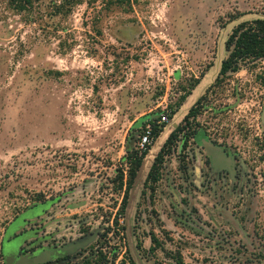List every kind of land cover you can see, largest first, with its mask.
I'll use <instances>...</instances> for the list:
<instances>
[{"label":"rangeland","instance_id":"rangeland-1","mask_svg":"<svg viewBox=\"0 0 264 264\" xmlns=\"http://www.w3.org/2000/svg\"><path fill=\"white\" fill-rule=\"evenodd\" d=\"M14 4L0 0V264L10 240L36 254L89 238L46 264H264V59L215 83L228 35L264 19V0ZM195 79L144 156L121 217L116 174L131 126L147 113L166 121ZM202 95L186 125L230 167L180 133L157 182L145 184Z\"/></svg>","mask_w":264,"mask_h":264},{"label":"trees","instance_id":"trees-1","mask_svg":"<svg viewBox=\"0 0 264 264\" xmlns=\"http://www.w3.org/2000/svg\"><path fill=\"white\" fill-rule=\"evenodd\" d=\"M15 1L14 6L22 10L24 6H31L32 0H13ZM238 16H233L230 19H235ZM225 50L227 51V56L221 61L218 74L215 78V83L220 80V78H225L231 73L238 72L242 66H247L250 63H253L257 60L264 59V19L255 18L251 20H246L239 22L235 27H233L231 33L228 35L225 41ZM199 80L195 79L185 93L179 98L174 107H169V112L165 115L166 121H161L162 113L153 119H149L142 123L138 128H131V136L128 138L125 146L126 156L122 159V166L128 165L127 173L125 174L124 168L121 166L120 169H117L116 181L118 189H124L122 205L120 209V216H123L126 202H127V192L130 189L136 172L141 166L142 160L146 155L148 149L150 148L152 142L159 136L163 127L167 124L174 113L177 110V107L185 100V98L190 94V91L198 84ZM214 83V84H215ZM208 92V88L206 90ZM206 97L202 95L199 97L195 104L189 109L188 113L184 116L182 122L178 124L171 133H169L166 141L163 143L162 147L158 151L157 155L154 157L151 168L147 174L145 184L155 183L159 177V166L163 162L164 154L169 150L171 145L179 137L180 133H183L184 139L196 137L197 131L194 127L187 126L186 124L191 125L189 119H196L198 115V110L196 107L200 102ZM146 125H149L148 129H144ZM141 130V132H140ZM148 131V133H146ZM140 132V133H139ZM147 134V143L143 149L138 148V140L134 144V138L136 135H146ZM139 138V137H138ZM118 223V219L114 221ZM152 243L158 244L156 237H150ZM155 247V246H154ZM152 247L151 250L154 248ZM181 262V261H180Z\"/></svg>","mask_w":264,"mask_h":264},{"label":"water","instance_id":"water-1","mask_svg":"<svg viewBox=\"0 0 264 264\" xmlns=\"http://www.w3.org/2000/svg\"><path fill=\"white\" fill-rule=\"evenodd\" d=\"M159 113H147L139 117L131 126V128H138L142 125L143 122L157 117ZM262 120L264 122V106L262 111ZM195 141L198 145L202 146L210 160L212 161L215 167H230L231 161L226 156L224 150L213 142L203 131L197 133ZM90 241L85 239L79 241L71 246L61 247L58 249L44 250L36 254H22L17 252L15 249H11L6 246L3 256L5 264H44L47 261L53 259L57 256H63L69 253L74 252L79 247H83Z\"/></svg>","mask_w":264,"mask_h":264},{"label":"flooded vegetation","instance_id":"flooded-vegetation-1","mask_svg":"<svg viewBox=\"0 0 264 264\" xmlns=\"http://www.w3.org/2000/svg\"><path fill=\"white\" fill-rule=\"evenodd\" d=\"M5 246L10 247L11 249H15L17 252L22 253V254H30V253H26L24 249L17 250V249L14 247V242H13V240L8 241V242L6 243ZM5 246L3 247V250H4ZM3 255H4V254H3ZM67 255H68V254L63 255V256H57V257H54V258H66ZM54 258H53V259H54ZM3 259H4V256H3ZM51 260H52V259H51ZM51 260H49V261H51ZM49 261H47L46 263H48ZM46 263H44V264H46Z\"/></svg>","mask_w":264,"mask_h":264},{"label":"built area","instance_id":"built-area-1","mask_svg":"<svg viewBox=\"0 0 264 264\" xmlns=\"http://www.w3.org/2000/svg\"><path fill=\"white\" fill-rule=\"evenodd\" d=\"M148 133V131H146ZM147 143V134L139 136L138 139V148L143 149L145 147V144Z\"/></svg>","mask_w":264,"mask_h":264}]
</instances>
